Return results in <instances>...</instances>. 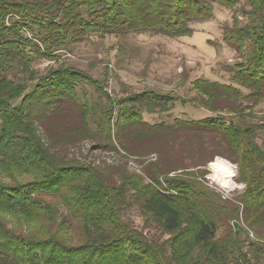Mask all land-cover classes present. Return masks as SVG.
<instances>
[{
    "label": "trees",
    "instance_id": "1",
    "mask_svg": "<svg viewBox=\"0 0 264 264\" xmlns=\"http://www.w3.org/2000/svg\"><path fill=\"white\" fill-rule=\"evenodd\" d=\"M213 2L232 7L237 0H0V264H231L236 256L257 264L264 259V234L258 232L264 227V140L256 141L264 125L248 121L238 109L241 100L251 101L247 109L264 100V0H247L249 21L233 18L223 29V40L241 57L226 67L231 82L197 78L191 84L195 96L180 100L214 115L150 124L143 112H166L179 98L143 90L114 99L98 80L71 65L43 74L32 68L86 32L190 35L191 23L211 17ZM16 71L25 73L23 78H11ZM85 85L105 102L89 101ZM68 110L74 123L56 124L55 139H44L39 122L54 114L61 119ZM225 112L236 117L225 118ZM178 131L185 138L172 144L179 150L167 154L170 158L147 163L143 173L121 171L116 183L104 168L59 149L60 142L75 147L87 141L91 151L145 155L159 152L149 140H171ZM185 147L188 162L180 154ZM217 154L237 166L244 184L237 200L253 239L236 224L215 237L218 225L238 218L239 204L229 208L186 170L205 167ZM131 204L168 237L150 241L125 222L123 211Z\"/></svg>",
    "mask_w": 264,
    "mask_h": 264
},
{
    "label": "rangeland",
    "instance_id": "2",
    "mask_svg": "<svg viewBox=\"0 0 264 264\" xmlns=\"http://www.w3.org/2000/svg\"><path fill=\"white\" fill-rule=\"evenodd\" d=\"M251 8L247 0H237L232 7H225L213 2L211 17L204 21L191 23V34L180 37H169L154 33L129 32L123 35H104L99 31L86 32L81 35L83 37H79V40L70 42L66 47L57 50V57L34 61L32 68L38 74H43L48 68L58 67L62 63L71 65L98 80L103 91L114 99L143 90L169 93L179 98L166 112L152 114L143 112V120L150 124L173 123L176 118L182 120L200 119L215 113L198 106L197 103L186 102L184 104L180 100L183 98L190 100L191 97L195 96V93L191 90V84L197 78H206L219 83L231 82V75L226 67H233L235 63L241 60V57L240 53L223 40V29L232 25L233 18H237L241 24L247 23L249 16L246 12H249ZM23 74L25 73L16 71L15 76L11 78L21 79ZM32 84L33 82H31ZM83 88L87 91L89 101L105 102V99L93 87L85 85ZM240 91L243 95H247L249 92L244 88H240ZM79 95L83 100L82 94ZM245 106H252L251 101L241 100L239 102V112L244 109L243 114L247 115L246 119L248 121L253 124L264 125V100L259 102L258 105H254L252 109L244 108ZM68 113L70 115L66 113L61 119L59 115H49L46 121L39 122L44 139L47 138L49 142L55 139L53 135L56 124H58L57 126H67L74 123L73 121L76 119L72 115L73 113L71 110H68ZM223 116L225 118L236 117L235 114L226 112ZM175 134L170 136H175L171 140L166 137L149 140L159 152H149L145 155H132L125 153L122 149H118L117 153L91 151L87 141L79 142L75 147L66 146L63 142H60L61 147L59 149H64L69 157L85 158L104 168L111 182L116 183L117 173L125 170L143 173L142 170L147 163L158 158L166 159L165 155L177 152L179 149L175 145L172 146V144L183 141L185 135L182 131ZM257 134L256 141L261 143L264 140V131L259 130ZM162 142H166V145ZM188 150L185 147V150L181 149V153L178 152L182 154L183 162H188L185 153ZM167 156L170 158L172 155ZM181 157H178L179 160H181ZM216 158L228 163L233 171V176L227 179L226 184L212 178L210 163ZM171 161L176 163L174 158ZM195 169L189 168L186 170H192L194 179L202 182L222 200H227L230 203L228 204L229 208H231V204H239L237 197L243 192L244 184L237 179V166L235 163L217 154L212 157L205 167ZM172 174L173 172L168 173L167 176ZM239 208L236 220L224 221L225 225H218L216 238H221L224 235L225 226L234 227L236 224L249 236L248 238L253 239V231L249 230L244 223V217L241 213L243 208L240 204ZM223 214L226 216L224 211L221 212V216ZM122 217L125 222L142 232L150 241L161 243L168 237L152 222H145L135 204H131L126 208ZM258 232L264 234V227L262 229L258 228ZM244 233L241 232L240 240L244 242L242 250L246 251L248 246L245 242ZM245 253L249 259L251 254L248 251ZM165 254L166 256L169 254L167 247H165ZM230 262L231 264H235V262L236 264H244L237 256L231 258ZM255 262L264 264V259L262 258L258 262L255 260Z\"/></svg>",
    "mask_w": 264,
    "mask_h": 264
},
{
    "label": "bare ground",
    "instance_id": "3",
    "mask_svg": "<svg viewBox=\"0 0 264 264\" xmlns=\"http://www.w3.org/2000/svg\"><path fill=\"white\" fill-rule=\"evenodd\" d=\"M212 169V178L226 184L227 179L233 176V171L228 163L216 158L210 163Z\"/></svg>",
    "mask_w": 264,
    "mask_h": 264
}]
</instances>
